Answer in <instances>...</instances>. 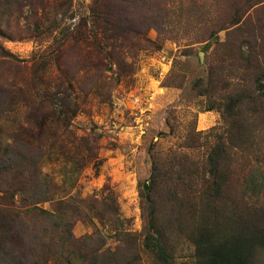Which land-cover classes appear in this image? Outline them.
<instances>
[{"label":"rangeland","instance_id":"374dc122","mask_svg":"<svg viewBox=\"0 0 264 264\" xmlns=\"http://www.w3.org/2000/svg\"><path fill=\"white\" fill-rule=\"evenodd\" d=\"M98 1L0 0V90L9 92L0 153L17 140L40 145L39 172L50 196L36 206L19 202L14 210L21 220L14 227L72 226L66 245L52 234V251L41 264H81L82 252L116 251L126 235L139 256L135 264H197L195 232L213 209L202 205V167L220 137L228 138L232 121L219 106L243 73H236L225 43L239 25L246 54L251 39L264 46V0H144V10L169 12V24L142 21L145 35L132 34L112 46L115 51L94 12ZM212 80H218L214 91L200 95ZM63 99L72 106L62 115L63 107L52 105ZM41 106L43 117L29 124ZM243 155L235 153L227 167L234 162L241 175L263 164L264 176V160L250 154L244 161ZM156 166L184 176L194 171L191 187L172 182L178 198L153 204L163 191L162 185L155 193L148 188ZM238 185L226 186L228 211L230 198L241 195ZM249 196L253 214L264 218V190ZM44 210L57 214L52 220L40 214ZM7 211L0 204V223L9 220ZM1 227L0 264H33L31 247Z\"/></svg>","mask_w":264,"mask_h":264},{"label":"trees","instance_id":"16d2710c","mask_svg":"<svg viewBox=\"0 0 264 264\" xmlns=\"http://www.w3.org/2000/svg\"><path fill=\"white\" fill-rule=\"evenodd\" d=\"M97 3L98 6L94 8V12H97L98 18L100 21L102 20L100 27L105 39L113 40L110 44L111 47L119 44V42L124 43L132 34L136 37L145 35L146 27L143 26V32L139 29L142 21L145 25L149 23L151 27H162L169 24V20H167L169 19V12H163L164 16L153 14L154 10L151 11L150 8L144 10L143 6L146 4L144 0H100ZM238 24V22L235 23V25ZM242 29L243 27L238 25L225 43L231 53L230 61L236 65V73L239 74L242 69L243 73L239 78L241 82L235 90L227 93L222 102L212 101L214 105L221 102L219 109L226 112L232 123L228 138L220 137L219 142L211 148L207 162L202 167L204 173L202 181L205 188L201 191L203 192L202 198H204L202 205L212 206L213 209L211 214L205 218V222H201L197 226L195 232L197 264H264V218L258 219L253 214L257 211L252 207L254 205L245 202L248 193H250V198L254 194L260 196L264 190V176L260 173L263 164L245 174L244 170L241 175L236 174L233 169L234 162H232L231 167H227V160L233 158V155L238 152L244 154L242 156L244 161H246V156L250 154L259 163L264 160V152L260 151L264 140V138H260V134L264 135V46H257L255 40L251 39L247 41L248 51L246 54L243 50L244 46L239 41L240 36L245 33ZM237 35L238 39L233 41ZM113 48L112 51H115ZM217 84L218 80H212L207 88L199 90L200 95L208 96L206 94L214 91ZM0 92H2L0 93L1 121L7 111L6 108H8L6 102L9 98L6 95L9 92L5 90H0ZM56 105L63 107L59 110V113L63 115L65 109H71L72 103L63 99L60 100L59 104L53 103L52 106ZM41 109L42 106L38 107V112L28 120L29 124L31 122L34 125L38 124L39 119L43 117L39 113ZM65 120L66 118L63 119V123ZM226 140L229 141L228 144ZM235 148L237 152L233 153L232 150ZM44 156L43 148L29 140H17L7 152L0 153V204L2 210L12 212L10 215L8 211L6 212V218L8 217L9 220L0 223V230L2 229L1 226L7 225V231L12 230L9 238L17 241V243L21 238L24 239V245L22 242L20 245H23L24 248L26 245L31 247L34 256L33 264H41L51 253L52 234L59 235L58 241L61 245H66L72 236V226L67 224L68 221L63 214H60V220L69 226L66 231L61 230L59 224L53 225L50 222L42 226H31L30 229H25L24 226L14 227L15 222L18 223L21 220V216L14 210L19 202H21V206H36L49 201V190L42 181L39 172V164ZM180 171L164 173L159 171V167L156 166L148 188L155 193L162 185L163 191L158 201L153 202V198H150L148 203H159L163 199L176 200L179 192L171 187L172 182L178 181L180 185L191 187L190 182L194 179V171L189 169L191 174H185V176ZM235 180L239 184L241 195L238 199L236 197L230 198L232 209L228 211V205L225 203V200H228L225 189L228 184H232ZM163 186L165 187L163 188ZM238 202L244 204L242 205L244 206L243 209L238 208L236 204ZM40 214H48L49 219H52L53 215L57 213L44 210ZM155 217L156 211L152 210L147 219L150 225L153 220H156ZM126 236L123 237L125 245L118 247L116 251L102 252L97 250L91 256L82 252L80 255L81 264L137 263L139 256L133 251L134 245L129 246L128 244L132 242V239L130 236ZM20 249L22 247L16 251H21L25 258V252Z\"/></svg>","mask_w":264,"mask_h":264},{"label":"water","instance_id":"95a60500","mask_svg":"<svg viewBox=\"0 0 264 264\" xmlns=\"http://www.w3.org/2000/svg\"><path fill=\"white\" fill-rule=\"evenodd\" d=\"M204 53L201 54V56L203 55Z\"/></svg>","mask_w":264,"mask_h":264}]
</instances>
